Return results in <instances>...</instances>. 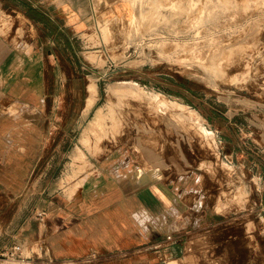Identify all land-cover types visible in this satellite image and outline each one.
<instances>
[{
  "label": "rangeland",
  "instance_id": "obj_1",
  "mask_svg": "<svg viewBox=\"0 0 264 264\" xmlns=\"http://www.w3.org/2000/svg\"><path fill=\"white\" fill-rule=\"evenodd\" d=\"M98 1L102 8L115 0ZM101 20L111 56L97 54L92 42L80 48L109 68L85 75L86 116L54 159L73 177L123 144L156 134L191 140L196 148L190 151L201 154L196 162L205 166L213 155L207 167L218 175L213 202L219 212L199 263L264 264V0H117ZM15 25L12 15H0V28ZM25 28L20 25L23 35ZM121 82L143 91L116 90ZM76 147L81 154L74 155ZM44 184L32 180L22 194L0 193L1 242L19 237L27 223L45 224V197L36 192Z\"/></svg>",
  "mask_w": 264,
  "mask_h": 264
},
{
  "label": "crops",
  "instance_id": "obj_2",
  "mask_svg": "<svg viewBox=\"0 0 264 264\" xmlns=\"http://www.w3.org/2000/svg\"><path fill=\"white\" fill-rule=\"evenodd\" d=\"M0 15L17 24L0 28V193L45 181L36 191L45 197V224L27 223L14 241L41 264H200L219 212L218 175L207 167L213 152L199 165L191 140L154 132L157 138L123 144L67 177L55 150L69 146L72 126L86 116L85 75L97 71L80 48L92 34L90 0H0ZM137 212L151 218L143 227Z\"/></svg>",
  "mask_w": 264,
  "mask_h": 264
},
{
  "label": "built area",
  "instance_id": "obj_3",
  "mask_svg": "<svg viewBox=\"0 0 264 264\" xmlns=\"http://www.w3.org/2000/svg\"><path fill=\"white\" fill-rule=\"evenodd\" d=\"M101 1L98 0H90L92 15H93V25H92V34H90V37L85 36V45L84 47H87V42H92V45L90 47H93V51H96L97 54H103L107 53L106 48V42L104 41L102 37V30H101V22L102 18L104 16H107L110 14V10H112L110 7V3H105L102 8H100ZM92 36V38H91ZM100 39L99 43H95L96 39ZM83 39V38H82ZM87 45V46H86ZM89 51V50H88ZM111 56L109 53H107L106 58ZM107 61V60H106ZM105 61V62H106ZM89 62L94 69H97V71L101 74L102 72H106L107 68H102L103 65L98 63L95 59H92L89 57ZM106 64V63H105ZM169 238H171V235H168ZM8 262H17L19 264H41L38 262V259L30 252V248L27 247L23 242L20 241H12L10 243H7V245L0 247V264H6ZM45 264H55V262H51L46 260Z\"/></svg>",
  "mask_w": 264,
  "mask_h": 264
},
{
  "label": "bare ground",
  "instance_id": "obj_4",
  "mask_svg": "<svg viewBox=\"0 0 264 264\" xmlns=\"http://www.w3.org/2000/svg\"><path fill=\"white\" fill-rule=\"evenodd\" d=\"M91 83H94V82H91ZM92 87V86H91ZM90 87V88H91ZM95 87V86H94ZM124 87H126L127 88V90H125L126 92H135V91H138L139 92V90L141 89L139 86H137L136 84H133V83H126V82H121V83H117V84H115V86H114V88L116 89V90H120L121 88H124ZM93 88V87H92ZM92 88H91V90H92ZM113 88V89H114ZM95 89V88H94ZM95 90H97V89H95ZM142 90V89H141ZM125 91H123V92H125ZM143 91V90H142ZM121 92H119V94H120ZM93 94H94V90H93ZM96 94V93H95ZM123 94H125V93H123ZM122 94V95H123ZM128 94V93H127ZM95 96V95H94ZM93 96V97H94ZM124 96V95H123ZM92 99V98H91ZM182 111V110H181ZM188 112V111H187ZM102 115H103V113H102ZM185 115H187V116H189V117H191V115H190V113L188 112V113H185ZM101 117H103V116H101L100 115V117L98 116V118H99V123L101 122V120L103 119H101ZM97 119V118H96ZM103 121V120H102ZM93 124V123H92ZM97 125V124H96ZM100 125V124H99ZM95 131V130H94ZM87 138H89V137H87ZM86 140V139H85ZM88 140V139H87ZM89 144V143H88ZM84 151V150H83ZM82 153V149L80 148V147H76L75 149H74V155H77V154H81ZM83 156H85V155H83ZM74 158V157H73ZM81 158V157H80ZM74 160H77L76 158L74 159Z\"/></svg>",
  "mask_w": 264,
  "mask_h": 264
},
{
  "label": "clouds",
  "instance_id": "obj_5",
  "mask_svg": "<svg viewBox=\"0 0 264 264\" xmlns=\"http://www.w3.org/2000/svg\"><path fill=\"white\" fill-rule=\"evenodd\" d=\"M133 219L137 221L142 227L146 224L151 218L148 216L147 212H137L133 214Z\"/></svg>",
  "mask_w": 264,
  "mask_h": 264
}]
</instances>
